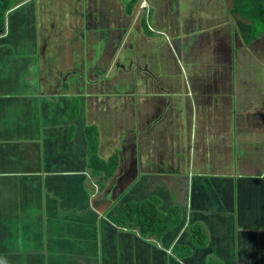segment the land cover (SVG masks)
Listing matches in <instances>:
<instances>
[{
  "label": "crops",
  "instance_id": "1",
  "mask_svg": "<svg viewBox=\"0 0 264 264\" xmlns=\"http://www.w3.org/2000/svg\"><path fill=\"white\" fill-rule=\"evenodd\" d=\"M129 1L111 0L112 6L108 3L102 14L97 0H26L7 14V30L0 36V264H252L247 252L257 251L254 258L264 257V236L257 240L252 236L264 233V169L256 175H247L250 170L235 174L230 172L231 166L208 158L213 153L212 147L208 149L213 140L202 130L209 125H196L194 112L188 124L180 127L190 131L189 143L178 142L177 150L174 143L170 149L178 155V163H194L196 153L201 160L186 171L195 176L199 188L193 191V200L177 228L156 240L116 224L117 210L110 208V200L113 202L129 181L132 165L127 162L131 161L130 145L135 144L130 138L125 141L126 161L122 156L127 167L119 172L117 181L104 182L106 188H101L107 204L97 194L95 200H89V187L84 182L92 169L85 127L91 123V115L87 104L84 106V97L89 95L84 93L101 80L91 81L88 76L87 47L89 43L97 45V41L98 51L108 47V39L99 41V34L108 33L114 23L119 24L116 29H123L128 15L125 3ZM180 2L183 0L168 3L171 15L178 16L180 23L181 35L176 41L184 42L183 49L177 46V50L186 60L187 70L190 67L195 72L196 68L198 74L186 84L179 78L177 90L171 93L163 88L161 96L171 93L185 98L186 103L188 98L192 102L198 98L204 104L203 113L208 114L212 100L216 104H211L210 110L214 107L215 114L221 112L219 100L227 101L231 111L238 107L240 120L236 117L227 125L244 136L238 138V154L246 159L251 153L263 157L264 149L251 150L248 146L257 143L252 135L258 130L263 139L258 145H264V36L247 43L240 22L249 25V21L233 13V0H221L222 6L214 0H197L196 15L184 21ZM147 24L150 26V21ZM150 30L152 36L164 34L156 27ZM118 55L111 69L119 63ZM120 67L123 69V64ZM144 73H148L145 68ZM64 76H68L66 81ZM132 93L129 97L136 95ZM74 99L80 104L78 116L72 111ZM129 108L126 127L136 111L135 105ZM243 117L249 122L245 126ZM217 129L219 125L215 133L219 137ZM100 135L105 139L103 132ZM167 143L158 151H145L151 157L150 172L160 171L161 163H167L171 173L179 171L176 159L170 167L172 160L164 157ZM106 146L100 139L98 154L103 158L106 152L104 160L118 152L116 147L111 152ZM138 150L142 161L146 156L140 147ZM258 165L251 163V170ZM94 178L101 185L99 177ZM244 178H251L250 185H254L250 188L242 182L245 198L239 192ZM229 188L233 189L227 192ZM109 211L111 218L105 216ZM197 223L209 232L206 248L188 238L189 227ZM229 241H237V246ZM177 245L190 246L191 255L183 257L184 249H176ZM239 252L245 253L241 261Z\"/></svg>",
  "mask_w": 264,
  "mask_h": 264
},
{
  "label": "rangeland",
  "instance_id": "2",
  "mask_svg": "<svg viewBox=\"0 0 264 264\" xmlns=\"http://www.w3.org/2000/svg\"><path fill=\"white\" fill-rule=\"evenodd\" d=\"M189 2V3H186ZM214 2L221 3V0H214ZM138 3L140 4L139 7L136 9V12L133 16V20L130 23V27L127 30V33L125 35V39L123 40V44L119 50V65L121 66L123 64L124 68L122 69L120 66H117V64L114 65V68L111 69V71H115V77L116 78L121 72L126 71L124 75H129L133 73L138 72H144L147 70L148 73H143L144 77L139 78V80L144 83V88H148V90L152 92H159L162 93L163 88H169L168 90L172 93L177 90L178 87V79H183L184 83L188 82V79L193 76L194 73L198 74L196 68H194L195 72L192 70V68H188L186 65V60L181 57V53L178 52L177 46L179 49H183L184 42L182 40H178V42H172V39L168 36H162L166 37V41L164 44H162L161 36H152L151 38L148 36L150 33L146 32L143 33V29L141 28L142 20L145 19L146 22H149L150 20V13L152 11V17H157V14L153 12L152 5L148 0H139ZM225 3V1H224ZM223 2L220 4H224ZM182 6V19L184 21V18H190L192 15L195 16L198 8L197 0H183V3L180 2ZM143 6L146 7V9H142ZM234 14L238 15L237 12H234ZM239 16V15H238ZM249 25H251V22L249 21ZM148 29L150 30L151 27L153 30L155 27H153L152 23L147 24ZM151 31V30H150ZM154 35V34H153ZM254 43V42H252ZM186 51V50H184ZM144 55L143 57H141ZM117 61V62H118ZM133 61V63H131ZM150 62V63H148ZM156 63V64H155ZM149 65L146 67V65ZM155 66V72L150 70ZM196 67V66H195ZM116 69V70H115ZM154 69V68H153ZM201 69V67H199ZM257 71L260 72L261 76V70L257 69ZM98 73V71H97ZM151 74L153 76H151ZM120 76V75H119ZM160 81V82H157ZM103 81H101L102 83ZM148 82V83H147ZM94 84L93 86L96 87L98 84ZM147 83V84H146ZM187 89V87L185 86ZM184 88V90H185ZM117 91H121L122 88L116 87ZM171 93H167L165 97H168L167 105L161 109V108H149L143 111L144 113V122L146 123L145 126H143V123H141V126H137L139 123V120L136 118L133 122H131L130 126L125 125L123 122V117H125V120L129 118L130 110H126V107L124 109H121L120 111L116 109L117 105L109 111L107 114L100 115L99 118H102V121L99 123L101 124V128L99 131V144L100 139H103L108 146L109 151H115L118 150L121 154L125 152V141H127L130 138V142H135L137 145L147 140L149 143L151 141H156V143L160 146H164L166 144V137L169 138L167 147L165 149L166 153L164 155L165 159L169 161L171 159L172 161L168 162V165L171 167V162L175 163L174 159L177 157L175 152H170V149L172 148L173 144L176 143V146L174 150H177V143L181 142L182 144H188L191 138L190 131H184L180 127L183 124H188V122L192 119V112L195 114V124L201 126L204 124L205 127H208L206 130H202L203 134L207 136L208 139H212L213 141L208 146V149L212 147L213 153L209 154L207 157L214 159L215 161H218L222 164L224 167H230V172H233L235 174H241V173H247L249 170V173L247 175H256L257 172H261L264 169V156L259 157L257 154L251 153L249 159H246L243 155L238 154L239 148L241 147V143H239L238 138H242L244 136H240L238 131L235 129L228 128V124L232 123L235 118L237 121L240 120L239 115L236 113L238 107H235V111H231L227 107L230 106L229 103L224 102L222 100H219V111H221L218 114H215V111L213 110L214 107L210 110L212 105H215L216 101L212 100L209 111L211 113H206L204 111L203 113V107L204 104H201L199 102V99L196 98L194 102H192V99L188 98L187 103L186 99L182 97H175ZM175 94V93H173ZM152 96V95H151ZM146 95H135L134 97H124V99H127V109L131 104H134L136 106V113L135 115H138V107L142 104L146 103L143 102V100L148 102H154V97H149ZM164 97V96H163ZM122 99V100H124ZM112 103L117 101L118 99L116 97H112L109 99ZM126 100V101H127ZM125 101V100H124ZM123 101V102H124ZM125 101V102H126ZM204 102H208L204 100ZM192 104V105H191ZM229 104V106L227 105ZM226 106V107H223ZM115 111L113 112V110ZM140 109V108H139ZM125 112L123 113V111ZM128 111V112H127ZM232 112L231 115L228 116V114ZM140 113V112H139ZM139 117V116H138ZM231 117V118H228ZM120 118L122 122L120 121ZM132 119V120H133ZM253 120V118L251 119ZM243 125L245 126V123H249L246 121V119L242 118ZM235 123V122H234ZM219 125V130L217 137L215 135L216 128ZM137 126V127H136ZM213 126L215 128H213ZM130 127V128H129ZM131 127H134V129H131ZM148 127V128H147ZM145 131H143V129ZM233 136H232V131ZM105 134V139L100 135L101 133ZM116 132L118 134H121L120 136L115 137ZM229 132V136L226 135V133ZM260 131L258 130L256 134L252 135L253 138H255L256 142L251 143L248 147L251 150H254L255 148L264 149V145H258L262 144L261 137H259ZM164 135V139H163ZM190 135V137H189ZM145 139V140H143ZM232 140V145H231ZM211 141V140H210ZM116 143V144H115ZM188 146V145H187ZM140 147V146H138ZM106 148V149H107ZM153 147L149 148L152 149ZM187 148V147H186ZM120 149V150H119ZM110 152V153H111ZM117 152V151H116ZM114 153V152H113ZM112 153V154H113ZM140 153V152H139ZM126 154V152H125ZM123 154V159L127 158V155ZM156 154V153H155ZM106 152H104L105 157ZM196 161L193 163L191 162L190 165H187L188 162L185 160H182L179 164V171L176 172H170L167 163H161L158 165L163 166L160 171L158 172H150L148 170V166L150 165L151 157H148L147 153H145V158L140 161V157H136L130 162L128 161V165H132V168H129V181L124 184V188L121 192V194H118L115 198V200L112 202V199L110 200V208H114L117 210L118 204L122 203H128L129 201H142L143 199H147L148 195H157L163 200V204L160 206L161 209H163L164 212L167 211L168 208H170L173 204L178 203L176 201L179 200V203H182L184 207H187L191 200H193L194 194L193 191L196 188H199L197 182H194V175L189 173H186L187 170H190V167H194L198 165V163L201 162L199 153H196ZM106 157H108L106 155ZM172 157V158H171ZM131 158V155H130ZM158 158V156H157ZM180 162V161H178ZM177 162V163H178ZM198 162V163H197ZM253 162H259L258 168H255L256 170H251L250 164ZM176 163V164H177ZM122 169L127 167L126 162L122 163ZM136 164V165H135ZM166 165V166H165ZM189 166V168H188ZM188 168V169H187ZM182 169V170H181ZM206 171L211 172L212 169L205 168ZM126 171V170H125ZM87 183H85L86 186L89 187V200L96 199L95 194H97V198L99 195V200L104 201L105 204H107V200L105 195H102L103 191L101 189V185H97L96 183L97 178L92 177L91 170L89 171ZM176 174V175H175ZM161 175H164L160 177ZM86 177V176H85ZM203 181H207L206 178L202 179ZM235 183V178L231 179ZM109 181V180H108ZM107 181V182H108ZM264 181V180H263ZM248 183V186L252 188L253 186L250 185V183H253V180L251 178H244L242 181H240V187L239 192L240 195H243L245 198V192H244V183ZM109 183V182H108ZM175 183V184H173ZM239 183V182H238ZM106 184V183H105ZM173 184V185H172ZM209 186V184H206ZM243 185V186H242ZM228 187V183L225 185ZM124 189H126L124 193ZM202 189V188H201ZM233 188L226 189L228 192L231 191ZM157 190V193H154ZM105 197V198H103ZM236 198V197H235ZM95 202V201H94ZM95 207V206H94ZM187 211L186 213H188ZM106 217H112V212L109 211L105 215ZM115 218V215H114ZM199 216L196 215V220H199ZM191 221V220H190ZM116 224H117V218H116ZM152 234H149V236ZM254 238L257 240V238H261L264 236L263 231H259L257 234H252ZM256 236V237H255ZM253 238V239H254ZM229 244L231 246H237V241H229ZM255 245V244H254ZM161 246H164L163 243H161ZM245 253H237V258L239 261L243 259V255ZM248 257H252V264H264V257L254 258V255H257V251H249L247 252ZM254 258V259H253Z\"/></svg>",
  "mask_w": 264,
  "mask_h": 264
},
{
  "label": "trees",
  "instance_id": "3",
  "mask_svg": "<svg viewBox=\"0 0 264 264\" xmlns=\"http://www.w3.org/2000/svg\"><path fill=\"white\" fill-rule=\"evenodd\" d=\"M26 0H0V36H3L7 30V13L22 4ZM112 6L111 0H102ZM101 1V2H102ZM139 0H130L128 3H125L126 15L127 19L123 25V29L119 28V24L114 23L110 26V30L108 33H100V40H106L108 42V47L103 50H99L97 46L100 44L97 41V45L93 43H89L87 47L88 51V76L91 81L101 80L103 81L100 85L88 86L87 90L84 94H88L89 97H84V106L87 104L89 114L91 115V123L85 127V132L89 144V166L92 169V175L94 177H99V183L101 184V188L105 189L106 185L104 182L113 179L114 181L118 180L119 172L122 170V155L120 152H115L113 156H111L108 160H104L98 154L99 147V130L102 121V118H99L100 115L107 114L111 111L116 105V109L119 111L126 107L127 109V99L129 93L133 92L134 94L146 95L155 94V101L150 103L148 101L138 108V115H135L136 111L131 113L129 124L134 121L136 118L139 120L137 126L146 125L144 122V113L143 111L149 108H161L163 109L168 102V97H163L159 92H150L148 88H144V83H142L139 78L144 77V72H136L129 75H124L126 71L123 70L121 74H119L116 78L115 71H111L112 64L118 54V50L121 47L122 41L125 38V35L128 30V26L133 20V16L136 12V9L139 7ZM152 5L153 12L157 14L156 17H152L150 15V23H153L154 27L158 28L160 31L164 32L162 36H168L172 39V42H176V39L181 35L180 23L177 21L178 16H172L171 10L168 7V3L170 0H148ZM100 2V3H101ZM115 3V2H114ZM234 3V12H237L238 15L247 21L251 22V25L245 24L244 22H240V26H242V32L244 33V37L247 39V43L250 44L254 42L257 38L264 36V0H233ZM29 4V3H28ZM152 13V11H151ZM178 15V14H177ZM143 29V33H150L152 36L153 32L148 29L147 22L145 19L142 20L140 24ZM112 29V30H111ZM113 35V36H112ZM160 37L162 39V44L166 41V37ZM114 37V40L112 38ZM91 41V40H90ZM113 41V42H112ZM106 42V43H107ZM106 47V46H105ZM99 56L96 57L95 53ZM116 70V69H115ZM152 71H156L153 68L150 69ZM98 71V73H97ZM110 72V73H109ZM109 73V77L104 79V76ZM94 75H97L95 77ZM148 83V82H147ZM146 83V84H147ZM116 87L122 88L121 91H117ZM85 91V90H84ZM148 91V92H146ZM132 93V94H133ZM159 94V95H156ZM112 97H116L118 100L112 103L109 99ZM133 97V96H130ZM149 98V97H146ZM124 99V100H122ZM76 104L72 106L73 115L79 112V100L74 99ZM124 101V102H123ZM134 104H131L129 107H132ZM115 109L113 110V112ZM125 110L123 111V113ZM128 112V111H127ZM140 112V113H139ZM139 116V117H138ZM134 118V119H133ZM133 119V120H132ZM97 121L99 123H97ZM120 121L122 122L121 118ZM123 122L126 123V120L123 117ZM136 126V127H137ZM148 128V127H147ZM134 129V127H132ZM146 128L143 129L145 131ZM119 136L116 132L115 137ZM117 138V137H116ZM170 138V137H169ZM169 138L166 137V143ZM118 139V138H117ZM164 139V135H163ZM145 140V139H143ZM131 143V142H130ZM131 160L133 157H137L138 149H142V152L145 154L146 150L152 152L153 149L158 151L159 144L156 141H151L149 143L147 140L143 141L137 145L131 144ZM153 147L152 149H149ZM161 147V146H160ZM180 147V146H178ZM134 154V156H133ZM180 163H177V165ZM136 165V164H135ZM112 184V182H111ZM175 184V183H173ZM172 184V185H173ZM178 203L173 204L166 212L161 209V205L163 204V200L157 195H151L149 198L143 201H130L128 203L118 204L117 207V225L122 228L131 229V230H139L142 236H148L152 234L156 240H161L164 235L168 234L175 228H177L183 221L184 211L186 210L182 203H179V200L176 199ZM100 210L105 211V209L98 207ZM189 235L188 238L190 241L195 243L196 245L206 248L208 247L210 235L207 231L206 227L197 223L193 226L189 227ZM176 249L182 250L184 249L183 257H187L191 255L192 248L190 246H176Z\"/></svg>",
  "mask_w": 264,
  "mask_h": 264
},
{
  "label": "flooded vegetation",
  "instance_id": "4",
  "mask_svg": "<svg viewBox=\"0 0 264 264\" xmlns=\"http://www.w3.org/2000/svg\"><path fill=\"white\" fill-rule=\"evenodd\" d=\"M102 0H97V2H101ZM100 8H101V12H102V14H104L105 13V9L107 8V3L105 2V1H102L101 2V4H100V6H99ZM109 7V6H108ZM11 11V10H10ZM9 11V12H10ZM8 12V13H9ZM7 13V14H8ZM102 45V44H101ZM105 47H102V49L101 50H103ZM131 63H133V61L131 62ZM117 64V63H116ZM117 66H120L119 64H117ZM68 78V76H64V78H63V81H66V79Z\"/></svg>",
  "mask_w": 264,
  "mask_h": 264
},
{
  "label": "water",
  "instance_id": "5",
  "mask_svg": "<svg viewBox=\"0 0 264 264\" xmlns=\"http://www.w3.org/2000/svg\"><path fill=\"white\" fill-rule=\"evenodd\" d=\"M153 235H150V237H152Z\"/></svg>",
  "mask_w": 264,
  "mask_h": 264
}]
</instances>
